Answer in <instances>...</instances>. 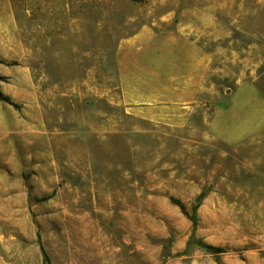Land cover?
I'll return each instance as SVG.
<instances>
[{"label": "rangeland", "instance_id": "rangeland-1", "mask_svg": "<svg viewBox=\"0 0 264 264\" xmlns=\"http://www.w3.org/2000/svg\"><path fill=\"white\" fill-rule=\"evenodd\" d=\"M7 14L20 54L13 63L30 70L46 130L14 136L7 165L48 168L55 188H88L58 192L67 203L83 199V208L92 201L94 217L110 220V241L124 235L136 263L264 264V156L217 140L210 125L240 83L264 92V0H0V17ZM198 21L213 60L205 121L201 109L180 126L130 113L119 44L145 28L166 34ZM29 152L55 162L50 170L21 162ZM171 198L188 215L198 204L195 228Z\"/></svg>", "mask_w": 264, "mask_h": 264}, {"label": "crops", "instance_id": "crops-1", "mask_svg": "<svg viewBox=\"0 0 264 264\" xmlns=\"http://www.w3.org/2000/svg\"><path fill=\"white\" fill-rule=\"evenodd\" d=\"M201 21L203 26L205 17ZM199 22L181 24L166 34L145 28L119 44L117 69L123 103L130 113L180 126L201 109L205 121L207 77L213 60L203 38L200 43ZM19 56L13 17L7 14L0 17V77L4 78L0 93L20 108L0 100V264H43L42 249L51 264H142L126 253L124 235L121 242L110 241V220L94 217L88 209L91 200L89 205L85 200L83 208V199L67 203L58 192L78 196L88 188H55L57 177L48 168L16 170L7 165L15 159L14 136L46 133L30 70L13 63ZM210 125L217 140L264 156V92L250 82L240 83L228 101L214 110ZM32 143L24 141L19 146ZM21 162L46 163L50 170L55 160L52 155L29 152ZM147 264L157 262L151 257Z\"/></svg>", "mask_w": 264, "mask_h": 264}, {"label": "trees", "instance_id": "trees-1", "mask_svg": "<svg viewBox=\"0 0 264 264\" xmlns=\"http://www.w3.org/2000/svg\"><path fill=\"white\" fill-rule=\"evenodd\" d=\"M4 80V78L0 77V81ZM0 100L3 101V102H6L8 104H11L15 109H19L20 106L17 105V104H14L12 103L8 97L6 96H3L1 93H0ZM203 194L199 195L197 197V201H198V204L200 203V199L202 198ZM171 201L177 205L180 206V208L185 212V209H184V206L183 204H181V202L175 198H171ZM197 204V205H198ZM197 205L193 208L192 210V213L190 215H188L186 212V214L188 215L189 219L191 220L192 224H193V228H195L196 224H197V219H196V214H195V210H196V207ZM196 243L201 247L203 248L204 250H206L207 252H210L212 254H220L222 252H225V249L222 248V247H218V246H213V245H210V244H206L200 240H196ZM42 256H43V264H51L50 263V260H49V257L48 255L46 254V252L44 251V249H42Z\"/></svg>", "mask_w": 264, "mask_h": 264}]
</instances>
